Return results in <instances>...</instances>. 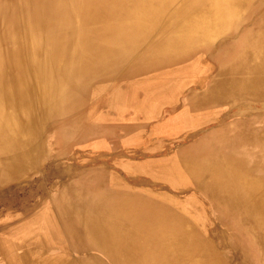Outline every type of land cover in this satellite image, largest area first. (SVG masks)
I'll list each match as a JSON object with an SVG mask.
<instances>
[{"label": "bare ground", "instance_id": "bare-ground-1", "mask_svg": "<svg viewBox=\"0 0 264 264\" xmlns=\"http://www.w3.org/2000/svg\"><path fill=\"white\" fill-rule=\"evenodd\" d=\"M168 115L177 149L213 125L148 158L171 195L108 187L81 162L65 169L91 143L143 156L125 141L131 121L161 117L163 128ZM156 138L147 150L162 147ZM53 144V175L84 188L46 222L0 231L16 240L8 254L32 241L9 264H264V0H0V189ZM194 193L199 211L183 206ZM46 246L51 256L38 252Z\"/></svg>", "mask_w": 264, "mask_h": 264}, {"label": "rangeland", "instance_id": "rangeland-1", "mask_svg": "<svg viewBox=\"0 0 264 264\" xmlns=\"http://www.w3.org/2000/svg\"><path fill=\"white\" fill-rule=\"evenodd\" d=\"M160 111H162V109ZM160 111L159 113H161ZM227 111H229V109L226 106H222L218 110V112L220 113ZM168 117L166 120H164V123L162 124L164 125L163 128H160L159 125L161 117L152 118L151 121H144V118L142 116H139L131 121L135 125L136 133H133L132 135L127 137L125 141H131V147H133V149H138L135 151L144 152L143 156L137 157V153L134 151H130L128 155H123V153L120 152V146L111 150L103 144L91 143L88 145H81L75 147L76 149H73L70 154V164L68 167L66 166L65 169L74 167L75 162H81L83 166H88L91 168L90 170H93V172H96L102 177H105L103 178L102 184H105L108 187L111 185L122 187L130 186L129 188L136 187L139 190H150L153 192L159 191L162 194L171 195L172 193L169 188V184L152 180L150 178L151 174H148V172H146V164L150 162V159L148 158L158 157V159H165V157L167 156L170 157L169 155L177 153V150L189 146L192 142L197 140L200 135H203V133L207 132L208 129L212 128L213 125L199 126L195 130H193V134H195L196 137H194V139L187 138L183 140L181 142L180 148L177 149V146H175L176 142H173V146L168 145L171 142L170 137L173 136L171 133L176 132V129L174 127L167 126L172 122V119ZM151 123H153L155 126L157 125L158 129L160 128V130H149L148 127L151 125ZM115 129L117 132H121L120 128L117 127ZM169 130L170 135L168 134L167 136L166 134ZM146 133H150L152 135L150 136V141L147 143H145L144 137H141L143 135L146 136ZM156 137H164V140L162 142L158 140V143H160L159 146L162 147L155 152L147 150L148 147L156 143ZM41 138L42 137H39V140ZM53 146L54 144L50 147H37L34 162H31L30 165L26 167L25 172L23 174H20L14 177L13 179L11 178L9 181H6V187H4L6 190L0 189V198L4 200L0 201V231L2 229L10 227L12 225V221L14 220L20 219L23 221V219H26L29 216H33L36 214H43V219L46 222L48 217L47 214L49 213V211L51 209H54L58 205V203H62L65 205L66 202H68V195L70 193H76L78 195L82 193V189L84 188L82 185V180H77L74 177H57L53 175V169L55 170V165H51L48 160H45V158L48 156L46 154L48 151L50 152V154L52 153V156L57 151V147L55 148V146ZM126 159H128V161H126ZM119 160L123 162L120 163L118 162ZM124 161H126V164L128 165L127 168H125L124 166ZM165 162L167 161L162 160L160 164L162 165ZM248 163L250 164L251 160H248ZM58 165H61V163L57 164L56 166ZM187 194L192 195L193 192H187ZM197 195L198 194L193 196V203H188L187 205L183 206H185L186 209H189L191 211H199L200 209H203V207L201 206V199ZM172 196L178 198V196L180 197L184 195L174 194ZM186 198H188V196ZM177 201L180 200L176 199L175 202ZM204 216L206 218L208 217V219L213 218L212 213L208 211L207 213H204ZM205 217H202V223H205ZM48 218H51V216ZM53 222L54 223L52 225L53 229L55 230V228L58 227V222L57 220H54ZM211 226H217L216 222H212ZM21 233H23V231L18 230V234L20 235ZM39 234L40 232L36 233V238H38ZM6 236L8 238V241H6L5 243L2 242V240L0 239V258L5 259L9 264L10 262H12V260H15L17 253L28 252V247L30 246L32 241L28 240V242L25 243L23 247L15 246L14 248L16 249V255L8 254L7 249L13 247L16 243V240L13 236H10L8 234H6ZM42 238L43 236L40 239ZM38 252L40 254H44L47 257L51 256L50 253H52V251H49L47 246L46 249H41L40 247ZM53 253L59 256L64 254L59 250V248L56 249Z\"/></svg>", "mask_w": 264, "mask_h": 264}]
</instances>
